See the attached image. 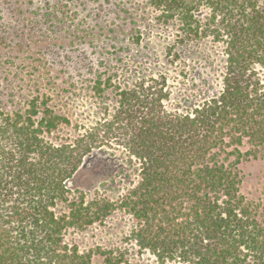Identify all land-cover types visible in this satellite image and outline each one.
Returning <instances> with one entry per match:
<instances>
[{"label":"trees","instance_id":"16d2710c","mask_svg":"<svg viewBox=\"0 0 264 264\" xmlns=\"http://www.w3.org/2000/svg\"><path fill=\"white\" fill-rule=\"evenodd\" d=\"M146 1L189 38L225 45L222 91L178 114L166 110L163 85L142 81L119 92L103 128L58 141L71 121L46 100L0 113V264H93L67 233L102 222L116 205L70 201L69 182L107 138L140 165V181L119 207L132 215L131 239L141 251L161 264H264V209L241 193L240 168L264 158V2ZM60 204H67L61 214ZM101 255L104 264L124 262Z\"/></svg>","mask_w":264,"mask_h":264},{"label":"rangeland","instance_id":"374dc122","mask_svg":"<svg viewBox=\"0 0 264 264\" xmlns=\"http://www.w3.org/2000/svg\"><path fill=\"white\" fill-rule=\"evenodd\" d=\"M160 15L146 0H0V113L46 100L71 121L52 140L74 139L103 128L121 90L153 80L165 87L168 112H192L223 89L225 45L212 36L189 38L179 22ZM208 19L203 10V26ZM240 168L241 193L264 209V158ZM139 181L137 159L107 138L69 182L70 201L116 205L102 222L67 233L70 245L92 253L93 264H104L102 252L124 256L123 264H161L131 239L135 221L119 207Z\"/></svg>","mask_w":264,"mask_h":264}]
</instances>
